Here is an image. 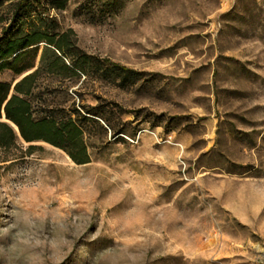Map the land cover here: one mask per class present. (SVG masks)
<instances>
[{
    "label": "rangeland",
    "instance_id": "obj_1",
    "mask_svg": "<svg viewBox=\"0 0 264 264\" xmlns=\"http://www.w3.org/2000/svg\"><path fill=\"white\" fill-rule=\"evenodd\" d=\"M51 1L22 29L91 59L35 102L86 153L0 149V264H264V0Z\"/></svg>",
    "mask_w": 264,
    "mask_h": 264
},
{
    "label": "trees",
    "instance_id": "obj_2",
    "mask_svg": "<svg viewBox=\"0 0 264 264\" xmlns=\"http://www.w3.org/2000/svg\"><path fill=\"white\" fill-rule=\"evenodd\" d=\"M51 3L53 8L63 7L61 0H53ZM40 6L41 0H17L12 5L10 17L0 19V149L8 151L15 148L17 137L26 143L42 141L60 149L77 141L82 156H85L81 131L75 120L69 116L57 120L48 105L39 107L35 99L39 97L43 100V93L39 91L41 75L54 74L55 70L70 73L71 76L78 71L84 74V67L91 58L77 55L80 51L68 45L67 32L53 34L45 28L29 31L22 29V22L37 12ZM41 43L44 47L38 65L34 68L33 60ZM71 53H76L72 64L66 65L63 60ZM76 55L78 59L74 61ZM107 62L103 63L105 72H113L118 68L117 64ZM124 70L133 73L130 69ZM3 73L11 78L2 79ZM72 158L78 164L87 162L83 157Z\"/></svg>",
    "mask_w": 264,
    "mask_h": 264
}]
</instances>
